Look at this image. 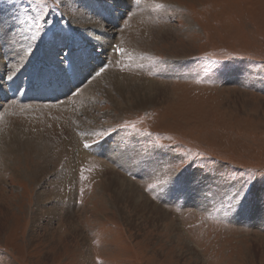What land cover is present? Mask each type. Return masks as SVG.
<instances>
[{"label":"rangeland","instance_id":"rangeland-1","mask_svg":"<svg viewBox=\"0 0 264 264\" xmlns=\"http://www.w3.org/2000/svg\"><path fill=\"white\" fill-rule=\"evenodd\" d=\"M41 2L52 29L33 41L37 0H0L8 35L0 32L1 54L10 38L23 44L22 52L34 49L23 64L37 72L26 82L34 105L94 88L90 107L75 115L82 125L74 132L85 139L74 154L83 157L68 170L67 155L43 159L23 149L15 160L8 157L9 137L0 143L7 151L0 156V264H264V0ZM115 44L125 52H113ZM61 49L71 52L69 69ZM105 60L107 70L95 76ZM4 65L3 78L10 69ZM53 68L63 70L53 75ZM63 84L66 95L59 93ZM45 88L58 93L46 97ZM14 94L0 86L1 111ZM108 128L119 129L108 148L125 163L105 158L106 150L83 148L96 140L93 132ZM128 149L157 167L184 158L173 195L206 172L238 178L253 171L257 179L239 209L225 215L213 192L177 200L159 185L149 191L156 180L139 159H129ZM120 179L149 206L134 207L129 190L118 198Z\"/></svg>","mask_w":264,"mask_h":264},{"label":"bare ground","instance_id":"bare-ground-1","mask_svg":"<svg viewBox=\"0 0 264 264\" xmlns=\"http://www.w3.org/2000/svg\"><path fill=\"white\" fill-rule=\"evenodd\" d=\"M4 29H5V27L0 24L1 36L6 37L8 35ZM142 36L141 37L139 36V39H137V40L140 41L142 39ZM4 41H5V38H4ZM0 49H1V47H0ZM2 49H4L3 51L8 50L4 55L1 54L3 52L0 51V55L3 56V59H5V61L9 62V65H8L9 68L10 67L11 68H17V69L22 68V70H20L18 72V74L15 75V79L13 81H6L3 78V74H2L3 68H5V65H4L5 61H3V59H0V76H2L1 79L5 80V81H0V86L4 84L5 86H7V88H10V91L13 94L16 91V93L12 96L13 98H15V100H13L10 104H8L7 107H5L2 110L3 112L0 110L1 111L0 112V143L1 142L5 143V142H3V138L9 137L8 138L9 143H7V146H10V147L7 150H9L8 157L12 158V159L15 158L18 155V153L20 151H22L23 149L29 150L28 151L29 154L34 153L38 156L43 157V159L51 158L49 154H52V156L53 155H60V156L62 155L61 158L63 157V155H64V157H66V155H67L68 157H70L71 162L70 161L67 162L65 164L64 169L68 170V168H71L70 164L72 163V161L76 162L77 159H81L83 157L82 153H77V155L74 154L77 151L76 147H74L75 143L77 144V142H79V139H81L80 142L84 141L83 139H85V136H83L84 134H76L74 132V129H79L81 131V129L79 127L82 125V124H80V122L75 123V115L78 113V110L80 109V108L78 109V107L84 106L85 109H88L90 107L88 102H89V99L91 100V95L93 94L92 91H93L94 86L92 84H89L88 86H85V88L78 90L77 93H75L70 99L62 100V101L58 102L57 104H56L57 101L53 100L54 105H50L51 103L46 104V105L43 104L41 106L36 105V104L34 105V104H32L33 101L32 102L30 101L31 99H34L33 96L31 94L27 93V90L30 89V84H29V82H28V84H26V82L30 78H35V76H37V72H35V74H34V72H31L32 71L31 68L29 69V71L23 70V64L27 60L26 55L23 56V59L20 61L19 64L16 63V60L18 58V53H22V50L24 49L23 44L20 41L17 42L16 40L10 38V41L7 43V46L2 47ZM49 59H50V61L53 60V63L55 62L54 57H50ZM54 66H56V64ZM58 67H60V66H58ZM61 69L62 68H59V69L53 68L51 71H53V75H55V73L60 74L57 71H60ZM39 75H40V73H39ZM46 78L47 77H44L43 79H46ZM119 80H120V78L117 77V81H119ZM47 83H48V81H45L42 83V85L45 87V86H47ZM60 85H62V84H60ZM67 88L63 84L62 88H58L59 93L62 94L63 92H65V95H66L67 94L66 93ZM4 92H5L6 97H7L9 94L8 89L6 91L4 90ZM55 93L57 94L58 91L53 93V92L47 91L46 88L43 91V94L45 96L49 95V97H51V98H52V94H55ZM11 95L12 94H10V96ZM26 100H28V102L24 103V101H26ZM54 101H56V102H54ZM29 102H31V103H29ZM92 130H93V128H92ZM10 131L11 132L14 131L16 133L12 132L11 135H10V133L8 135L7 133ZM10 140H11V142H10ZM109 149L110 148L106 149L107 154H106L105 158H108V160L111 159L112 161H118L120 163L124 162L121 159L118 160V158H117L118 156L115 157L113 153H112L113 154L112 155L110 153ZM54 150H55V152H54ZM112 151H113V149H112ZM0 152H1V154H0V156H1V155H4V153H6L7 151L4 150L3 153H2V151H0ZM108 153L111 154V156H108ZM120 154H123V152H120ZM124 157H126V155H124ZM27 158H28V156H27ZM4 159H5V155H4ZM4 159L1 158L0 162L4 161ZM15 160H17V157ZM130 162H132V161H130ZM0 165L2 166L3 163H1ZM1 166H0V168H1ZM38 166H40V165H38ZM36 169H37V171L41 172V170H40L41 168L37 167V168H35V170ZM111 172H113V171H111ZM114 172H115V170H114ZM118 177H120V176L118 174H116V179ZM126 181H127L126 179H120L119 181H117V180L114 181L117 188L120 189V190L117 189V192H118L117 197L120 198V195H122L124 197V194H125L124 192L125 191L128 192V190H129L128 195L126 196V200L132 201L131 204L135 205L134 207H139V208L144 209L145 206H149L150 203H148V201H143V199H144L142 197L143 195L138 194V197H137L134 194V191L132 190L133 186L131 188V186L127 185L128 182L126 183ZM134 190H135V187H134ZM137 200H138V203H137ZM155 210L160 212V210L158 208H155ZM161 215H162V213H161ZM164 217H166V216H164Z\"/></svg>","mask_w":264,"mask_h":264},{"label":"snow or ice","instance_id":"snow-or-ice-1","mask_svg":"<svg viewBox=\"0 0 264 264\" xmlns=\"http://www.w3.org/2000/svg\"><path fill=\"white\" fill-rule=\"evenodd\" d=\"M59 0H57V3ZM136 4L140 3V0H135ZM158 8H163L164 5H157ZM36 15L31 18V23L34 28V34L31 37V40L35 41L42 36V33L52 29V24L49 19L48 7L45 3H42L41 0H37V8ZM52 37L55 38L57 35L55 32H51ZM112 51L117 54H123L125 50L119 45L115 44L111 46ZM34 49L29 45L22 53H18V58L16 63L19 64L23 59L24 55H31ZM94 51L97 54L102 55L103 49L100 46H96ZM71 52L68 49H61L58 53L59 59L62 61L65 69L71 68V64L68 60ZM0 59H3V56L0 55ZM22 70L17 68L9 69V74L5 75L4 79L6 81H13L15 79V75ZM107 70V60L101 62V65L98 69H95V76H100L104 71ZM94 78V77H93ZM3 107V105H0ZM122 128H127L128 125H121ZM135 129V125L131 126ZM118 128H108L101 129L99 131H95L92 133L96 140L93 144L85 141L83 143V148L92 149L95 151L104 152L109 146V138L113 137V134H118ZM146 135L151 136V133H147ZM158 139V138H157ZM134 149L126 150V153L129 155L130 159H139L140 164L144 165L147 169H150L149 175H152L156 183L149 185V191L156 188L157 185L161 187L162 194L170 195L175 199H180L181 196L192 195L193 193H207L213 192L212 199L217 200V202L221 205V208L225 215L229 213H235L242 202L249 195L250 189L252 185L256 181V173L253 171H248L247 174L241 175L240 177H231V176H222L216 175L215 173L206 172L201 174L198 177H194L190 180L185 181L183 186L178 189L179 194L173 195L174 190H177V182L180 178L181 173L184 169L187 168V165L184 162V158H180L178 162L167 165L157 167L148 156L141 157L139 153L136 155H132ZM170 170V171H168ZM162 171H167L168 174L164 175L163 178L160 177L159 173ZM80 194H83V190H81ZM262 197H264V193H260ZM207 198V196H205Z\"/></svg>","mask_w":264,"mask_h":264}]
</instances>
